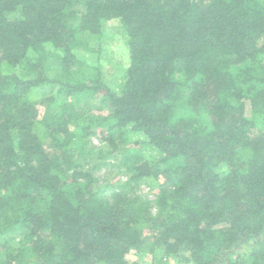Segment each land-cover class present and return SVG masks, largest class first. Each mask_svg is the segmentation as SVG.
Returning <instances> with one entry per match:
<instances>
[{
    "label": "trees",
    "instance_id": "obj_1",
    "mask_svg": "<svg viewBox=\"0 0 264 264\" xmlns=\"http://www.w3.org/2000/svg\"><path fill=\"white\" fill-rule=\"evenodd\" d=\"M184 263L264 264V0H0V264Z\"/></svg>",
    "mask_w": 264,
    "mask_h": 264
},
{
    "label": "rangeland",
    "instance_id": "obj_2",
    "mask_svg": "<svg viewBox=\"0 0 264 264\" xmlns=\"http://www.w3.org/2000/svg\"><path fill=\"white\" fill-rule=\"evenodd\" d=\"M104 28L105 32L100 37L87 39L89 46L80 49L79 58L85 62L83 66L86 72L89 73L90 70L95 72L98 69L105 79L111 84H115L120 80L122 69L128 64V49L119 21H109ZM97 105L96 100L89 98V100L80 102L77 107L80 112L87 113L90 109H96ZM98 111L100 113L104 112L102 109ZM90 140L94 146L104 147L105 143L101 141L98 134L92 135ZM116 159L115 157L107 158L105 161L110 162L112 165H105L97 172L100 178L99 184L104 187V193L111 196L113 191L122 185V191L130 190L133 187L131 189L133 195H141L154 200L158 193L157 187L151 188L149 182H143L132 187L126 185L125 181H127L128 175L124 173L123 168L115 165L121 164V159ZM89 160H92L94 163L96 162L94 159ZM129 257L135 259L133 255ZM147 260L150 263L151 259L147 258Z\"/></svg>",
    "mask_w": 264,
    "mask_h": 264
}]
</instances>
